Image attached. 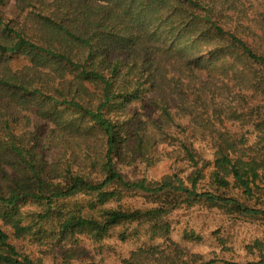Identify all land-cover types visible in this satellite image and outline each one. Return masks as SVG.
<instances>
[{
  "label": "trees",
  "instance_id": "obj_1",
  "mask_svg": "<svg viewBox=\"0 0 264 264\" xmlns=\"http://www.w3.org/2000/svg\"><path fill=\"white\" fill-rule=\"evenodd\" d=\"M7 4L0 264H216L178 228L264 230V0ZM248 248L264 263V238Z\"/></svg>",
  "mask_w": 264,
  "mask_h": 264
},
{
  "label": "rangeland",
  "instance_id": "obj_2",
  "mask_svg": "<svg viewBox=\"0 0 264 264\" xmlns=\"http://www.w3.org/2000/svg\"><path fill=\"white\" fill-rule=\"evenodd\" d=\"M17 0H8L6 11L10 16H13ZM202 150L203 157L210 160L213 156L211 148L206 143L197 144ZM48 159H51V154H46ZM168 171L166 163L160 162L154 171L149 173L150 180H158ZM128 172L130 176L136 175ZM134 174V175H133ZM185 224L178 228L174 233L173 238L179 243V245L185 248L190 253L203 254L207 259H215L216 264H264L260 256V251L255 249V252L251 253L248 248V244L255 239L264 238L263 228L249 227L243 228L239 231V235L236 239H232L230 244L226 246L220 245L217 241L210 237V232L217 228V220L214 217L206 215H197L190 221V229L195 230L198 234L202 235L205 239L202 243H195L188 240H184L182 237V231L185 228ZM132 247L121 246L119 248L120 254H127Z\"/></svg>",
  "mask_w": 264,
  "mask_h": 264
}]
</instances>
